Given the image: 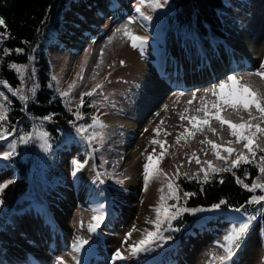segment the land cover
I'll list each match as a JSON object with an SVG mask.
<instances>
[{
  "label": "rangeland",
  "instance_id": "obj_1",
  "mask_svg": "<svg viewBox=\"0 0 264 264\" xmlns=\"http://www.w3.org/2000/svg\"><path fill=\"white\" fill-rule=\"evenodd\" d=\"M83 2L84 0H72L67 5L59 29L51 35L47 54L52 64L54 88L58 93L70 92V97H64L67 106L77 107L81 93L91 90L97 83L102 85L96 94L84 98V105L91 107V113L87 115L91 118L88 123L91 124L92 117L96 116L106 126L103 129H89L88 132L101 133L102 139L98 136L91 142V146H88L85 142L83 144L79 140L66 138L57 149L48 152V162L45 164V151L40 148L41 141L37 139L42 130L35 127L37 131L34 132L33 139L36 142L30 147H25L22 155L31 159L32 165H35L26 188L29 194L25 196L22 204L12 210L5 211L0 206V228L21 220L23 213L25 215L36 212V217L47 220V224L50 219L55 220L54 230L51 228V231H56L60 241L64 243L63 247L52 251L50 256L47 253L43 255L41 252L46 250L36 247L41 251L39 257L47 264H60L61 261L63 264H75L69 251H73V246L79 238L89 241L81 252L84 254L86 251L85 255L95 253L96 258L101 259L100 262L114 260L113 256L118 248L127 256V245L122 243L125 234L133 226L140 230L151 229L152 226L146 224L145 220L154 218L151 206L157 203L160 195L157 190L163 183V178L151 181L148 191H144L145 157L153 154L155 160L161 152L160 146L152 144L151 141L158 139L167 142L166 154L157 163L169 177L174 176L177 166H181L180 173H199V177H203V173L199 172L201 167H206L203 161H212L214 167H223L225 164L224 161L217 160L209 144L200 142L207 137L227 147L225 142L234 141L235 138L230 136L227 125L221 129L219 122L213 119L210 125L217 130V134L208 131L205 126L194 138H182L177 144V135L184 132L186 127L191 128L187 120L181 121L180 114L188 108L189 111L184 113L185 115L202 116L203 113L195 111L200 107L201 97H204L209 89L226 81L229 75L242 78L243 82L264 93V81L253 74L264 71V0H224L219 13L227 37L219 40L200 39L168 25L164 17L165 12L171 9L168 3L156 11L145 7L143 11L146 15H151L152 20L144 21L135 12L138 0H104L102 3L105 6H113H106L109 8L107 12L98 13L100 15L95 17L91 24L75 13L77 5ZM113 7L116 8L111 9ZM68 13H74L76 20L84 22L87 30L90 29L88 34L83 32L82 27L74 29L73 37L77 32L83 33L79 35L77 48L70 45L75 41L68 39L67 44L61 42L67 25H70ZM133 17L136 18L135 22L128 24V20ZM126 24L135 35L147 37L143 51L132 48L130 41L116 32V29ZM57 48L63 52L61 59L52 55V51ZM159 60L169 67V71L173 68V71L180 74L172 83L167 84L165 77H154L158 71L156 68L159 66ZM215 72L219 73L215 75L216 79L192 85H177L197 73ZM81 74L83 80L79 78ZM70 84H75L76 87L69 89ZM178 93L182 95H177ZM206 98L215 100L210 93ZM190 100L193 101L192 104L188 103ZM143 101L147 106L144 107ZM221 115L233 122H239L241 116L247 119V113L237 114L231 109L222 111ZM127 120L134 123L125 125V122H122ZM261 126L264 127V124ZM157 128L161 130L158 135L155 131ZM10 143H15L11 136L0 141V153L9 151ZM256 143L264 147V138L253 141V144ZM122 145L127 156L125 153L121 155ZM85 147H90L87 164L73 176L71 161L76 160L77 152L84 151ZM232 147L237 151H247L243 148V142L233 143ZM192 153H196L201 164H197L195 159L189 163ZM221 156H227L222 149ZM259 156H256V164L259 163ZM230 159H235V154ZM2 160L3 158H0V185L6 184L14 176L13 168L3 166ZM133 164H136L134 173L137 179L140 178V182L134 185L136 194L129 197L127 192L133 188L129 186ZM258 176L260 181L264 182V176H261L259 171L254 180ZM149 191L152 192L151 202L145 198ZM178 193H181L180 189ZM140 199L143 200L138 206ZM99 203L105 205V220L96 233H89L87 226L93 215L92 209ZM133 204L134 211L126 213L127 207ZM67 207L69 210L66 217H63L67 226L65 231L58 225L61 223L58 217ZM44 214L48 215L44 217ZM248 217L214 215L194 224L193 227H182L176 233L172 227L174 230L163 232V235L171 237L170 239L160 242V245L150 252L123 261L126 264H186L183 261L188 260L187 264H221L218 259H214L225 255L218 245L223 243V237L233 225ZM9 233L12 234L13 230ZM16 236L21 237V234ZM140 238V231L133 232L129 243ZM229 264H264V231L261 230L257 218L252 221L240 249Z\"/></svg>",
  "mask_w": 264,
  "mask_h": 264
},
{
  "label": "trees",
  "instance_id": "obj_2",
  "mask_svg": "<svg viewBox=\"0 0 264 264\" xmlns=\"http://www.w3.org/2000/svg\"><path fill=\"white\" fill-rule=\"evenodd\" d=\"M72 0H0V18L4 20V26H0V33H5L0 39V82H6L7 87L0 83V92H3L8 100L6 120L3 128L7 129L8 136L15 140V154L8 159H3V166H11L14 176L6 183L7 187L0 193V204L5 211L18 207L24 202L29 193L26 190L30 183L32 170L31 159L23 157L24 148L33 145L36 140L28 144L20 143L19 137L34 134L41 128L47 132L49 144L43 158L48 162V152L57 149L64 139L79 140L88 146L80 134L76 132L75 125L89 124L91 107L83 105L79 111L82 119L76 120L73 112L77 107H69L64 102V97L54 88V76L52 64L47 54L50 38L54 31L60 27L63 12ZM171 9L165 12L168 25L176 27L182 33L193 34L200 39L219 40L227 37L219 9L224 5V0H168ZM16 49H22L17 52ZM7 50V52L5 51ZM23 66L21 72H17L10 65ZM9 88L11 91H9ZM16 89L20 92L13 95ZM24 95L26 100L20 99ZM86 99H84L85 103ZM71 108L72 111L68 109ZM51 116L50 120L44 117ZM94 145V144H93ZM95 146V145H94ZM90 154V147L77 152L76 160L83 162ZM264 155V153H257ZM237 176L244 178L245 172L248 178L245 183L251 184L258 174L256 162L241 164L233 169ZM181 173L176 183L179 185L180 195L183 192L195 193L194 196L181 199L177 207L199 208L203 211L184 212L176 220L172 221L175 233L182 227H193L194 224L204 221L210 216H255L264 231V202L261 204H249L251 196L261 195L259 189L249 192L235 182L231 173L209 172L207 182L203 177L189 179ZM189 177L193 175H188ZM224 183H220V179ZM221 200L227 201L219 209H213L214 204ZM169 204L175 203L168 201ZM239 208L237 212L235 209ZM176 239V236L175 238Z\"/></svg>",
  "mask_w": 264,
  "mask_h": 264
},
{
  "label": "snow or ice",
  "instance_id": "obj_3",
  "mask_svg": "<svg viewBox=\"0 0 264 264\" xmlns=\"http://www.w3.org/2000/svg\"><path fill=\"white\" fill-rule=\"evenodd\" d=\"M168 0H138V3L135 7V12L139 15V17L144 21H151L152 16L146 15L143 9L145 7L150 8L152 11H156L157 9L163 8L167 5ZM135 17L130 18L128 20V24H132L135 22ZM0 26H4V20L0 18ZM117 33H121L124 38H126L131 43L132 48H139L143 51L144 46L147 43V37L135 35L128 27V25H124L121 28L116 29ZM5 33H0V39H3ZM111 42V39L110 41ZM7 52V50H5ZM19 53L22 49H16ZM123 64V61H121ZM10 67L14 68L18 73L22 71L23 66H18L16 64L10 65ZM99 67V65H97ZM264 67V65H262ZM257 77H259L262 81H264V71H257L253 73ZM83 80L82 74L79 77ZM7 87L6 82H0ZM76 87L75 84H70L69 89ZM102 88V85L97 83L95 84L91 90L87 92H83L80 94V101L73 115L76 120L82 119V115L79 111L80 107L84 105V98L91 97L97 93L99 89ZM9 91L11 89L9 88ZM20 92V89H16V92L13 95H16ZM211 94L212 97H215V100H208L206 97L208 94ZM61 96L68 98L70 97L69 91H64L60 93ZM20 99L26 100L24 95H20ZM195 99V96L193 97ZM8 100V97L4 95L3 92H0V141L6 140L8 133L7 129L3 128V122L6 120L7 115V106L4 103ZM193 101H189V104H192ZM227 109H231L232 112L239 114L240 112L247 113V119L243 116L240 117L239 122H233L232 120L222 116V111ZM72 111L71 108L68 109ZM189 111L188 108L184 110V113ZM197 113H203L202 116H188L184 113L180 114L181 121L187 120L191 125V128H185L184 132L177 135L176 143L179 144L182 138L186 137H195L197 132H202L204 127L207 126L208 131L213 134H217V130L212 128L210 125L211 120H216L219 122L221 129L225 125H227L229 129L230 136L234 137L235 140H228L225 142L227 147L223 145L217 144L216 142L205 138L200 143H207L211 146L213 154L216 156L217 160L224 161L225 166L223 167H214L212 161H203V164L206 167H201L199 172L203 173L204 182L208 181L209 178V170L215 173H231L235 178V182L239 184L242 188L248 190L249 192H255L259 189L262 193H264V182L260 181V177L258 176L251 184L245 183V179L248 178L247 172H245L244 178L236 175V172L233 169L239 168L241 164H251L253 160L256 159L257 153H264V147H260L259 143L253 144V141H258L261 138H264V127L261 125L264 124V93H261L258 89H255L251 84L243 82L242 78H238L235 75H229L227 80L219 83L216 87L209 89L204 97H201L200 107L195 110ZM45 120H50L51 116L44 117ZM73 126L76 127L73 122ZM106 127L102 121L99 120L98 117H92V123L85 126L80 125L76 127V132L82 136V138L91 144V142L97 139L98 136L102 139V134L98 132L89 133V129L100 128L103 129ZM157 135L161 131L159 128L155 129ZM170 135V133L168 134ZM48 133L40 131L37 135V139L41 141L40 148L44 151H48L49 144L47 140ZM33 136H21L19 137L20 143L28 144L32 141ZM243 142V148L247 151H237L232 147V144H240ZM154 145H159L161 148V152L159 156L154 160L153 154H148L145 159L146 162L143 165V177H144V191H148L149 183L151 181L160 180L163 178V183L161 187L157 190L160 195L158 197L157 203L151 206L152 211L154 212V218H146L145 223L151 225V229H137L135 226L125 234L123 244L127 245L125 251L128 255H124L123 252L118 248L113 256L114 260H127L129 257H137L141 253H147L160 245V242L170 239L171 237H165L163 235L164 231L174 230L172 229V221L176 220L179 216L184 212H192L195 213L197 211H203V209L199 208H187V207H177V204L180 200L190 198L195 195L192 192H183V197L178 195L179 185L175 183V180L179 178L181 173L179 172V167L177 166V171L174 176L169 177L167 173H165L159 166L157 161L162 159L166 154V141H161L158 139H153L151 141ZM9 151H5L0 153V158L8 159L12 155L15 154V143H10L8 145ZM221 149L223 152L227 153V156H221ZM155 149H153V153ZM233 154H235V159H230ZM207 155V153H205ZM251 157V158H250ZM192 159L196 160L197 164H201L200 159L196 156V153H192L189 157V163H191ZM87 161L80 162L78 160L73 159L71 161V165L73 168L72 175L76 176L77 172H79L85 165ZM258 171L261 176H264V155L259 156V163L256 164ZM99 176V174H97ZM185 177L189 179H197L199 180V173L194 174L189 177L187 173L183 174ZM118 183H123V181H117ZM11 183V181H9ZM220 183H224V180L221 178ZM7 187V184L0 185V193L3 192L4 188ZM165 188L167 192H165ZM168 201H174L175 203L169 204ZM264 202V194L261 195H253L248 201L249 204H261ZM227 201L221 200L219 203L214 204L212 206L213 209H219L221 205L226 204ZM0 204H3V200L0 199ZM105 205L103 203H99L95 208L92 209L93 215L91 220L87 226V231L89 233H96L98 229L102 226L105 220L104 213ZM235 211L239 212L240 209L237 208ZM255 216H250L245 220L238 221L237 224L233 225L230 230L223 237V243L218 245L219 248L223 250L225 255L214 257V259H218L221 264H229L232 261L233 257L236 255V252L240 249L244 238L246 237L251 223L255 220ZM81 227L83 224L81 223ZM140 231L141 238L136 241H132L129 243L132 237L133 232ZM89 241L87 239L79 238L75 245L73 246V250L76 253H79L81 249L87 245ZM75 259V257H74ZM63 264V261L60 262ZM77 264L79 261L77 260Z\"/></svg>",
  "mask_w": 264,
  "mask_h": 264
},
{
  "label": "bare ground",
  "instance_id": "obj_4",
  "mask_svg": "<svg viewBox=\"0 0 264 264\" xmlns=\"http://www.w3.org/2000/svg\"><path fill=\"white\" fill-rule=\"evenodd\" d=\"M103 1L104 0H84V2L81 3V5H77V9L75 10V13L80 14L81 16H83V18H84L83 20L87 19L88 23L92 24L93 19H95V17L100 15L98 13H100V12L105 13V12H107V9H109L110 7L113 6L112 4L107 5L106 2H104L106 4V6L109 7V8H107L102 3ZM114 8H116V7H113L111 9H114ZM68 17H70V19L68 21V23L70 25H67L68 28H66L65 33L62 35L63 39H61V42L67 44L68 39L73 41V42L75 41L74 44H70V45L73 48H77L78 47L77 44H79V40H80L79 35H83V33L77 32L76 35L73 37L72 34L74 35V29L78 26H79V29H80V27H82L83 32H86L87 34L90 32V29L87 30L86 26L83 25L84 22L81 23V22L77 21L76 20L77 16L74 13H73V15L71 13H68ZM59 50H60V48H57L56 50L52 51V55L54 58H59V59L63 58V56H64L63 52H60L61 50L60 51ZM159 66H161V67H159ZM159 66L156 68L159 72L157 71V74L154 75V77L156 79H158L159 76L165 77L167 80L166 83L169 84V83H172V81H174L175 79H177V77L180 76L179 73L173 71V68H171V71H169L168 70L169 67L164 66L163 63L161 62V60H159ZM217 74H219V73L218 72L217 73L215 72L213 74H199V73H197L195 76H193V77L191 76V78L189 77L188 79L182 81L181 83H179L177 85L185 86V85H192V84H196V83H200V82H205L208 80H213V79H216L215 75H217ZM163 82H165V81H163ZM177 95H182V94L178 93ZM149 102H151V101L149 100ZM142 104L144 105V107L147 106L144 101L142 102ZM122 122H125L124 123L125 125L134 123L133 121H128V120L122 121ZM124 148H125L124 145H122L120 148L121 152H122L121 155H123L125 153ZM127 155L128 154L125 153V156H127ZM134 167H136V164L134 166H132L133 173H131V175H130V177L132 178V181L129 182V186L130 187L132 186L133 188H131L127 192V196H129V197H132L133 195L136 194L137 189H134V185H135V183L137 184V182H140V178L137 179V176H135L136 173H134V170H135ZM145 198L149 202H151L152 201V192L149 191V193H146ZM141 200H143V199L139 200L140 203L138 206H140ZM133 206H134V204L129 205L127 207V209L125 210V212L130 213L131 211H134V209L132 208ZM68 210L69 209L67 207L66 210L62 214L60 213V215H61V216L59 215L60 217L57 216L60 219L59 221L61 222L58 225L65 231H66L67 226H66V220L63 217H66V212ZM28 212H30V211H28ZM23 214H22L21 220L16 221V223H13L11 226L9 225L8 227L5 226V227L0 228V264H47L39 257V255H41V253L43 255H46V253H47V255L50 256L52 251H54L56 249H60L61 246L63 247L62 244H64L60 241V238L55 233L56 231L52 233V231L54 230L53 226H54L55 220L50 219L49 223H48L49 225H48L47 220H44L42 217H41V219H39V217H36L37 216L36 212L26 213L25 215H23ZM46 215H48V214H44V217H46ZM140 217L142 218V216H140ZM13 221H14V219L11 221V223ZM58 225L55 224V226H57V228H59ZM51 228H53L52 231H51ZM10 230H13L12 234L9 233ZM16 234L17 235L21 234V237H17ZM23 236H25V238ZM70 236H72L71 233H70ZM57 240L60 242H57ZM57 244H60V245L58 246ZM36 247L44 249L46 251L41 252ZM35 249H36V251H35ZM69 252H70V255H71L75 264H77V260L79 261V264H103L104 262H105V264L106 263L107 264H109V263H111V264H113V263L114 264H126L125 261H120V260H111L109 262H106L103 260L102 262H100L101 259H97L96 258L97 256L95 253H93V254L89 253V254L85 255L86 251H84V254L81 251L79 253H76V252H74V250L69 251ZM74 257H75V259H74ZM26 260H28V263L25 262ZM56 260L58 261L59 259H56ZM183 262L187 264L188 260H184Z\"/></svg>",
  "mask_w": 264,
  "mask_h": 264
}]
</instances>
